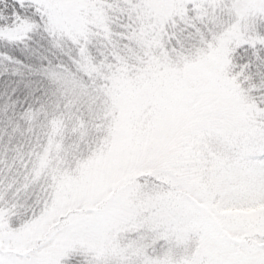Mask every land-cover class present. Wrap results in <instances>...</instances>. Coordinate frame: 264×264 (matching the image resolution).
I'll use <instances>...</instances> for the list:
<instances>
[{
	"label": "snow or ice",
	"instance_id": "obj_1",
	"mask_svg": "<svg viewBox=\"0 0 264 264\" xmlns=\"http://www.w3.org/2000/svg\"><path fill=\"white\" fill-rule=\"evenodd\" d=\"M0 264H264V0H0Z\"/></svg>",
	"mask_w": 264,
	"mask_h": 264
}]
</instances>
